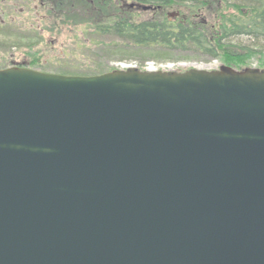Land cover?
<instances>
[{
  "label": "water",
  "instance_id": "water-1",
  "mask_svg": "<svg viewBox=\"0 0 264 264\" xmlns=\"http://www.w3.org/2000/svg\"><path fill=\"white\" fill-rule=\"evenodd\" d=\"M0 264H264V69L0 70Z\"/></svg>",
  "mask_w": 264,
  "mask_h": 264
},
{
  "label": "rangeland",
  "instance_id": "rangeland-1",
  "mask_svg": "<svg viewBox=\"0 0 264 264\" xmlns=\"http://www.w3.org/2000/svg\"><path fill=\"white\" fill-rule=\"evenodd\" d=\"M0 1V24L13 29H0V69L20 66L25 63L33 70L51 74H63L73 72L87 76L94 70L104 72L116 71L128 67H138L145 71H178L183 73L190 69L215 71L223 66H228L222 57L212 58L195 49L179 50H132L123 45H116L119 40L108 35L94 34L93 30L84 26L69 27L61 26L57 30H51L47 19V8L41 7L39 0L34 1ZM138 0H127L126 4H141V8L129 10L137 21L150 19L154 16L166 18L181 23H193L203 30H208L209 36H213L211 30L215 29L220 19V11L215 7L208 14L198 16L191 6L181 4L164 8L162 12L151 9L143 11L142 6H151L149 3ZM187 1V0H183ZM21 2L24 6H18ZM125 2V1H124ZM34 7H38L35 11ZM153 7V6H151ZM22 12V13H21ZM38 15V17H37ZM46 17V18H45ZM32 25L34 28H32ZM116 40V41H115ZM234 42L236 47L231 51L246 53L244 46H255L256 42L246 37H239ZM263 52H264V47ZM253 58L247 68H263L262 60ZM231 67V66H229ZM245 68V67H244Z\"/></svg>",
  "mask_w": 264,
  "mask_h": 264
},
{
  "label": "trees",
  "instance_id": "trees-1",
  "mask_svg": "<svg viewBox=\"0 0 264 264\" xmlns=\"http://www.w3.org/2000/svg\"><path fill=\"white\" fill-rule=\"evenodd\" d=\"M114 1L121 0H50L46 11L49 27L51 30H57L65 25L69 27L84 26L96 32L94 34L108 35L119 40V42H115L116 45H123L137 51L195 49L212 58L222 57L228 66L239 70L246 68L253 58H259L258 61L263 58L264 1L144 0L145 3L148 2L153 7H162V11L169 5L172 6L178 2L175 5L191 6L198 16L213 11V9L204 7H215V11L221 13L218 12L220 19L217 26L211 30L213 36H209L208 30H203L199 25L193 23L172 22L158 16L137 21L131 16V12L123 17L121 12L118 13ZM21 4L19 2L18 6H24ZM162 11L157 10V12ZM12 25L11 23V27H7V25L0 24V29H13ZM239 37H246L256 42V45L244 46L246 53L231 51L236 47L233 41ZM62 73L76 74L73 72ZM103 73L106 72L94 70L93 74L87 75Z\"/></svg>",
  "mask_w": 264,
  "mask_h": 264
},
{
  "label": "flooded vegetation",
  "instance_id": "flooded-vegetation-1",
  "mask_svg": "<svg viewBox=\"0 0 264 264\" xmlns=\"http://www.w3.org/2000/svg\"><path fill=\"white\" fill-rule=\"evenodd\" d=\"M30 1H34V0H30ZM30 1H29V4H30ZM39 1H41L40 2V4H41V7H43L44 9L45 8H47L48 7V4H49V1L50 0H39ZM125 1V2H124ZM126 1L127 0H121V1H114L115 3H116V8H117V11H118V13L119 12H121L122 13V16L123 17H126L127 15H128V12H129V10L131 9V10H135V9H138V8H141V4H139L140 2L139 1H144V0H138L137 2H139V3H133V4H131V5H127L126 4ZM223 1V0H222ZM235 1H264V0H235ZM110 2H112V1H110ZM121 2V3H120ZM145 2V1H144ZM167 2H169V1H167ZM170 3V2H169ZM168 5V4H167ZM170 6V5H169ZM156 9L155 10H158V11H162V7H155ZM38 9V7H34V10L36 11ZM22 13V12H21ZM117 13V14H118ZM120 16V15H119ZM37 17H38V15H37ZM46 18V17H45ZM43 20H45V22L47 21V19H44L43 18ZM173 22H175V21H173ZM32 28H34V26L32 25ZM94 33H96V32H94ZM12 67H18V68H26V69H31L30 67H29V65H25V63L23 64V65H19V64H15V65H13Z\"/></svg>",
  "mask_w": 264,
  "mask_h": 264
}]
</instances>
